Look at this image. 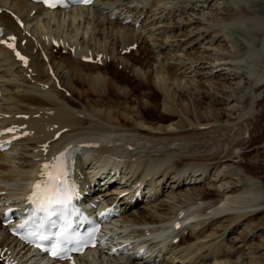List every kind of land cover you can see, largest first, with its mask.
Here are the masks:
<instances>
[{"label": "bare ground", "instance_id": "obj_1", "mask_svg": "<svg viewBox=\"0 0 264 264\" xmlns=\"http://www.w3.org/2000/svg\"><path fill=\"white\" fill-rule=\"evenodd\" d=\"M7 1L8 0H0V7H6L8 3ZM98 1L99 0H96L95 4L91 7L77 6L75 8L68 9V10L76 9V12L72 11L71 15H69V12L67 13L65 12V15L66 14L68 15L67 22L69 21V24L71 26L74 24H78L81 26L83 24L88 25L90 23L87 22L88 21L87 13L89 12L88 10L94 7L95 5H97ZM212 1L218 2L217 0H203V3H207L209 6V4ZM234 1L237 4L236 5L237 9H234L235 10L233 14L234 16H231L232 18L228 24V27H236L239 25H244L242 31L246 34L248 41H247V49L242 54L241 61L244 62L250 68L249 72L252 74V76L253 75L255 76L257 87H262L264 89V73L262 72L259 73L260 69L261 70L264 69V16L262 14L260 15V12L256 9L257 6L256 4L259 3L263 4L264 0H234ZM130 2H132V0L131 1L128 0L127 3ZM147 3L146 5L148 6ZM157 3L158 1L156 0V4ZM8 9L11 12L19 14L18 15L19 21L23 22L24 25L27 24V26H29V23H31L33 19L35 20V18L37 17L36 14H38L39 16L40 13L53 14V15L54 13H60V11H48L41 5L32 3L29 0H17L13 2L10 6H8ZM96 11H98L99 15L101 16L103 15L102 9L98 8L96 9ZM31 12H34L36 17L33 18L30 17L31 18L30 19L29 16ZM24 13H26L27 18L26 17L21 18L22 16L21 14ZM61 20L63 22L66 21V17L61 18ZM36 24H38L37 26H39L40 22H37ZM0 27L2 28V33H3L1 37L3 43L0 46V67H3L1 71L3 72L2 75L8 73L9 71H13L15 67L16 69L19 68V71H22L23 74L29 76V78L26 80L28 81V83L32 84V82L33 83L35 82L38 85V87L36 88L32 87L31 90H34V92L39 93L41 95V99H37V96L39 94H35L34 92L32 93L31 96H26L25 94L21 95L18 97V99L16 98L17 100L14 97H9L8 98L9 100H13L11 104L12 106L10 105L9 107H7V109H5L4 107H3L4 109L0 108V146L2 147L4 145H9V147L7 148L8 150L5 154H10L7 155V157L10 158L11 153L13 154L14 152H16L18 145L23 144V146L22 145L21 146L24 147L25 150L23 151L24 153L21 156L26 154L32 156V157L30 156L28 159H25L22 162V165H19L22 166V168H25L26 169L25 171L23 170L15 171L14 169L6 168L4 166L6 156H4V159L0 163V172L2 170H5L6 173L5 176L1 174L2 176L0 178L1 179L0 180L1 183L0 186L1 253L0 255L2 254V252H4L5 249L7 251L10 250L11 247H8L10 243L12 242L15 243V245H13L14 246L13 251L10 254L9 253L4 254V256L6 255L5 261H7L8 263L24 264L21 263V260L17 261V259H20L17 257H20L22 255L21 254L20 256H18L20 253H22L21 251L23 252L25 251L24 252L25 258L29 257L30 260L29 264L51 263L49 260L41 261L38 258H32L31 252L26 253V249L25 247H23L24 245L22 244V242L18 241L17 239L9 235V230L11 228V225H9L6 228L3 227V223L4 221H6L4 215L6 211L9 210L10 208L18 207L19 203L23 199V196L25 195L28 184L31 183L29 182V180H33L39 177V169L41 166V162L43 160L49 159L50 157L59 158L65 150H68L71 147L82 146V144L85 143L92 145V148L82 147L83 149L82 151L85 157L90 155L91 161L89 162V160L87 159L85 161H80L79 163L77 162L74 167L75 178L80 185V189L81 190L84 189L83 185L91 177L98 176V174H100L102 171H104L106 174L108 172H111L110 166H113L115 167L113 169V172L115 171V173L114 174L113 172L111 173L113 175L110 177L107 183L110 184V182H112L115 178L116 180L117 179L121 180L122 183L121 182L120 183L123 184V186H121L122 188L121 187L120 188L123 190L125 189L124 191L127 192L126 195L128 196V202L125 204L126 206H131L133 205L132 203L137 202L139 197L138 192L141 190L142 186L143 188L147 187L145 188L147 191L145 192L144 189V193L145 194L150 193V197L152 198V196L154 195L157 196V189H160L159 186L161 181L165 180L166 178L173 180L172 183H175V185L177 184V187H179L181 181H184L187 178L190 179L194 177L198 178V176L206 175L208 172H211L213 170L214 173H217L215 179L219 177V181L220 179L227 180L230 176L227 177L229 170L227 171L226 169L227 167L229 168L231 167L229 161H232L231 160L232 157L240 158L243 160L244 157H250L254 155V153H256L258 160L259 159L261 160V158H263L264 156V146L263 147L256 146L262 143V141H264V133H260L259 131L256 132V130L251 126L249 127V129H247L248 131H246L248 132V137H249L248 140L246 139L234 140L232 143H230L231 147L227 151L224 148L217 146L219 143H221L222 145L228 143L227 140L221 141L219 136L217 137L214 136L211 139H207V140H206L207 136H205L203 141H198V139L195 138L198 134L204 135V134L220 131L221 128L218 127V124L221 122V120L219 118L215 120H203V116L206 114L207 110H211L212 112H215L216 110H220L215 107V103L216 102L218 103L219 101L218 99L217 100L214 99L215 96L210 93L209 88H206L205 86L200 84L198 90H194V94L189 92L190 100L184 101V99H182L183 96H186V92L181 91V89L186 86V83L184 82L185 75L178 74L177 70L185 69L186 71L187 69L192 68L196 62H198V59L191 58L189 56L187 59L189 60V62L187 61L181 62V60L183 59L182 56L184 55L186 57L187 52L189 50L188 48H190L187 45L188 43L179 44V40H178L177 45H179L180 50L177 51L178 52L183 51V53L181 56L171 57L172 60L180 61L179 67H177L175 71L171 69L169 66H165L164 64H161L160 67H157V69L155 70L156 75H153V73H149V72L145 74H141L139 71L135 70L136 65L141 63L139 59L136 58L132 60L130 59L131 64H124L123 61L119 59H116V61H111V63L112 62L117 63V67H124V69L118 71L117 73L120 75H124V77L130 81V83H126L121 86V85H117V81L115 80H112V82L110 80L107 81L106 77L111 78L110 77L111 74L105 75L102 73V70L108 68L107 65L102 69L95 65H91L82 61L83 55L92 57L97 61L100 60L98 57L100 56V54H102V58H104V61L102 63L103 66L105 64V59H107L108 56L103 55L102 52L103 49L100 46L95 47L90 44H86L85 42H81V41L78 42L77 40H72V39L68 41L66 40V38L62 39V37H65L64 35L55 34L54 32L50 31L49 27L47 29L41 28L37 33L36 41L40 42L43 45V49L45 51H50L48 49L53 48L52 40L56 39L58 40V42H60L59 48L62 49L63 52L64 51L67 52L70 57V58H63L62 64L59 65L60 64L59 62L58 64L59 66L51 62L50 63L51 66L49 67L48 70H46L43 69L44 64L38 60L39 51L40 54L43 53L42 55L44 54L49 55L48 61L54 59L53 53H46V52L44 53V51L42 52L40 49L37 50L36 47L33 46L32 44L26 47H22L21 44L22 40L25 39L31 40V39L28 38V36H26V34L24 33L25 32L24 29L23 30L20 29L21 25L17 23V21H15L14 18H12L7 12L1 13V9H0ZM226 29L228 28L226 27ZM118 31L123 35V42H122L123 48L135 42L132 34H130L129 32H122V30H118ZM213 33L218 34L220 33V31L219 29L218 30L215 29ZM12 35L17 37L18 48L22 51V53L25 56L29 58L27 64L23 61L18 60L17 57L13 54V51H11L9 45L13 42V40L11 39ZM42 36L43 39L41 38ZM200 38L196 36V39H200ZM63 40H66L67 44L64 43L65 41L62 43ZM136 42H138V39L136 40ZM189 43H192V41H190ZM261 43L262 45L259 47ZM126 48L124 50H126ZM72 49H74V54L72 53L73 56L69 54V52L72 51ZM125 53L129 57L132 55V52L129 51V48L128 51H126ZM225 58L222 59L216 57V60L226 61L227 58L226 59ZM200 59L203 58L201 57ZM224 65L227 66V63H224ZM224 65L221 64V66ZM62 66L67 68L68 70L67 74L63 72V74L61 75ZM86 67L87 70H84L86 69ZM30 69L32 70L31 72H29ZM32 72H35V74L32 75L33 74ZM209 74L211 75L212 73ZM236 75H238V73H236ZM144 80L149 82L151 85L145 83ZM207 81L210 82L209 80ZM39 83H43L44 86L46 85L45 87L47 86L51 87L52 90H54V88L59 89L60 92L57 91L58 97H60L62 100L67 102L68 105L72 107L73 105L70 103V99L72 97L73 99L75 98V96H73V92L76 96H79L82 106H85V102L93 101L90 97L95 96L97 92L100 95L106 94L105 96H103L102 100H94L95 104L91 105L95 110H100V106L109 107V112L105 117L96 115L97 118L99 117L105 122L109 124H115L117 126H121V125L129 126L132 123L139 120L140 123L144 125V127H136L135 131L141 138L138 139L137 134H135L136 135L135 138L133 136H120L121 138L116 139L119 141L120 144L117 145L116 141H114L115 143L113 142V144L111 145L105 142L110 139L109 138L111 136L110 133H114V132L109 128L106 127L100 128L99 126L97 133H94L95 135H92L90 132V133H83L74 136L71 134L72 136H69L67 135V133L62 132L61 136L56 139L55 134L62 131L63 129H64L63 131L65 132L68 131L70 134L71 131L82 130L81 129L82 126H85L87 124L91 125L96 122L94 119L92 120L89 118H85V119L81 118L80 115L70 112L68 108L58 107L59 103L54 102L55 98L48 95L49 92L52 91L51 88L49 89L50 91H47L48 89L46 90L40 88ZM173 85L177 89V90L175 89L176 93L171 90V87ZM74 86L76 87L85 86L86 90L83 91L80 89V91L78 92L74 90ZM129 87H131V89L128 92H126L125 88L129 89ZM148 87L149 89H147ZM15 89L12 87L7 90L9 92V91H14ZM175 95H177V98L175 97ZM221 95L225 99H229L233 97L232 92L229 90L222 91ZM131 96H135V104L132 107L127 108L125 103L121 101V98L122 100H125L126 97H131ZM161 96L165 97L164 99H162L164 101L165 111L162 112L158 111V106H157ZM144 100H146V102H144ZM206 101L207 103H205ZM174 105L180 107L181 109L180 110L181 112L179 113L180 117L181 114L187 117V121H185V119L179 121L180 131L177 132L172 131L174 129V126L171 127L174 124L172 122L175 121L176 115H178V112L177 113L170 112V109H172ZM258 107H261V112L259 115H257L255 122L257 121V119L262 120V122H264V98L262 99V101L258 103ZM203 109L205 111L203 113L202 112L199 113L198 110L201 111ZM192 110L195 111V115L192 114ZM135 113H137L138 116H135ZM15 115H20V118L15 119L14 121L7 119V118L9 119L17 118V116ZM21 116H27V117L22 118ZM148 121H154V122L149 123ZM252 122L254 121H251L250 124H252ZM133 126L136 125L134 124ZM191 127L195 128L193 130L195 132L189 131ZM152 130H155L156 132H153ZM29 134L32 135V138L28 137ZM144 139H153L155 140V142L159 141L158 144H161L162 146L163 145L165 146L164 143H161L163 141L167 142L166 143L167 146L170 143L177 140H185V141L191 140V142H193L194 144L188 147V151H182L185 148L181 145L184 144H178L176 148L174 149L170 148L165 150L164 152L162 150H158L157 151L158 154L156 155L152 154V152L147 150H145L144 152H139V153L137 152L132 155L127 152L126 149L127 148L129 149V145L131 142L134 141L136 144H138V142ZM100 141H102V143H100ZM237 148L242 150V152L238 156H234L233 150ZM155 151H153V153ZM16 153H20V152H16ZM12 157L16 158L15 156ZM33 157H35V162L32 163H36L38 165V169L31 166L29 163L31 162V159ZM146 158H148L147 162L144 161ZM27 161L28 164L24 165L25 162ZM11 163L12 162H10L9 164ZM189 163H197L199 164V166H196L197 167L196 169L193 168V170L189 172V175L186 178H184L183 175L187 172L186 171L188 169L187 165ZM89 164L91 165V169H92L90 171L87 169ZM236 167L241 168V170L245 174L250 175L251 178H257L260 180V182H264V174L262 175L259 174V171L262 172L264 170V166H261L258 163L254 164L251 162H245L244 164L238 163ZM224 168L226 169L224 170ZM118 170L120 171L119 177H116L117 176L116 173L118 172ZM17 179L24 180V182L20 180L17 183L9 182V181L16 182ZM242 180L243 179L241 178V181H239V183L242 182ZM246 182H248V180H246ZM248 184L251 185V187H249L247 192L245 191L247 194L246 196L247 198L245 197L246 200L244 199V201H246L247 206L248 204L250 206V204L252 205L258 203L259 200L262 197H264V187H262L261 185L259 186L255 182ZM132 185L134 186V188H130ZM11 187H13L14 189ZM219 189H221L223 195L221 196L219 195L218 197H216L218 199L214 201V204L217 203L219 204L224 199H227V197L230 194H235L240 191V189H238V185L236 184V182L232 180L225 182V184H221L220 187H215V189H213V192L214 193H216L217 191L219 192ZM106 192L107 191H103L104 194H102V192H99L98 194H96V196H101V197L105 196L103 198L105 199L106 197L110 196ZM213 192H210L209 190H202L200 192H197L196 197L200 198V201H205L209 199L210 196L213 195ZM83 193L84 192H82V194ZM111 196L112 197H109L110 199H105V202L97 203L96 205L104 206V204L111 205L115 203V208L113 211L119 212V207H120L119 201H117L116 198L113 197V195ZM168 199L170 200L172 198H168ZM183 202L179 201L178 204L180 203V206L175 205L173 207L172 213H169L167 215V218H163L162 216L158 215L159 214L157 212L158 210H155L154 208L152 209H154L156 213H154V211L152 212L148 211L146 213L147 215L144 214L145 212L142 209L143 212H138V214L142 216L139 219L136 218L135 213L131 212L130 218H132L134 224L138 226L140 224H143L147 228H138L137 232H139L140 234L134 236L132 234L134 233L133 230L129 231V233L126 231H120V233L124 232L122 236H119L118 234L120 233L114 232V230L112 231L110 230L108 232L115 234L113 236H110L108 238L109 240L112 241L113 239L120 238L122 242H129V243L122 244L121 242L117 241L118 246L115 245V247H111L110 245L108 247H104L102 250L99 251L93 250L88 255H83L82 257H76L70 262H64L58 264H153V261L151 263L152 260L151 258L154 252H151L152 251L151 249L147 251L148 253L146 256L147 258L145 257V259H142L136 252L139 246L147 245L148 241L155 239L152 237L149 239L147 237H146L147 239L144 238V236L146 235L149 236L150 234H157L158 235L157 237L158 238L161 237V239L162 237H167L169 238V240L171 239L170 243L163 244L167 239V238L166 239L163 238L164 239L162 240L163 243L160 240V242H157V244H155L154 246L155 248L158 245L163 244V246L157 248L159 250L158 252L162 253V251L169 250L168 253H171V256L169 257L171 258L173 256L170 260L179 259L178 262H182V264H201L200 262L203 260L204 253L200 255H194L193 253L195 252V250H197V248H199L200 250V247L202 248L208 247L206 243H201L196 247V249L193 250L187 249L186 253L184 254L182 253L183 249L180 250V252L176 251V249H178V247L180 248L181 245L184 244L186 245V243H189L190 241L193 240L196 241L199 240V238L203 237L202 236L203 234H199L200 233L199 231L196 233V235H193L192 233H187V234L183 233V230L185 229L184 225L188 221L187 220L188 215L186 214L187 212L184 209L190 206V204L189 206L186 205L182 206L184 204ZM195 202L198 203V199H196ZM187 210L189 211V209ZM257 210L252 209V211L250 212L247 211L246 213L244 212V214L243 213L242 214L240 213L239 215L237 214L238 216L236 218L238 220V218L240 219V217H244V216L247 217L254 215L258 212ZM15 213L16 211L14 212V214ZM214 219L213 221L215 223L216 221ZM230 220L231 221L229 220L228 221L232 222L233 219L230 218ZM159 224H162V226H158L157 228H155V225H159ZM177 224H180L179 230H176ZM201 224H205V221L202 222ZM113 226H115V224H113ZM205 227L206 225L202 229H204ZM119 229L121 228H118L117 230L119 231ZM225 229H227V227H225L224 230ZM248 235H249L248 232L247 233L241 232L240 237L244 239L243 242H245L246 240L245 236ZM138 236L140 237L143 236V237L140 239V237ZM176 236H178V238ZM136 237L139 239H134ZM207 237L208 236H204L203 238H207ZM175 239H177V243L176 241H174ZM130 244L132 246L131 249L134 250L128 252L127 254H124L127 250V247H129ZM247 245L248 248L246 250H249L248 255H245L246 250H244V245L243 246L240 245L238 247L239 249H237L236 254H232V252L226 251L222 255L220 254L221 249H219V247L216 246V248L210 252L213 254V259H214L213 263L214 264H222V263L223 264H264L262 259L259 257L260 255L258 254V248H261L262 246L256 243L253 244L249 243ZM93 253L97 254V259L96 256L94 255L93 259L91 258L92 260L90 259L87 260L90 255H93ZM198 259L200 260L198 261ZM15 260L17 261L16 263H14Z\"/></svg>", "mask_w": 264, "mask_h": 264}, {"label": "rangeland", "instance_id": "obj_2", "mask_svg": "<svg viewBox=\"0 0 264 264\" xmlns=\"http://www.w3.org/2000/svg\"><path fill=\"white\" fill-rule=\"evenodd\" d=\"M15 1L17 0H8L6 7H0V9H1V13L7 12L12 18H14L15 21H18L19 14L13 13L8 9V6H10ZM137 1L132 0V2L127 3L128 0H121V1L120 0H99L97 2V5L90 8L88 10L89 12L87 11L89 13V14L87 13V16H88L87 22H90V23L88 25L83 24L82 26L78 24H74L72 25L73 27L69 24V21L67 22L68 15L67 14L65 15V12L66 13L69 12V15H71L72 11L76 12V9L75 10L67 9V10L62 11V13L60 11L61 16H60V13H54V15L40 13L39 16L38 14H36L37 16L36 17L34 12H31L29 18L36 17L38 19L36 18L35 20L33 19L31 23H29V26H27V24H25L24 26H21L20 29L22 30L24 29L25 30L24 33L26 34V36H28V38L31 39V40H27V39L22 40L21 41L22 47H26L32 44L33 46L36 47L37 50L40 49L42 52L44 51V53L45 52L53 53L54 59L51 61H48L49 55H45V54L42 55L43 53L40 54V51H39L38 60L44 64L43 69L48 70L49 67L51 66L50 65L51 62L59 66L62 64L63 58H70V57L67 52L65 51L63 52L62 49L54 45H52L53 47L51 48L52 50L49 48L48 50L50 51H45L43 49V45L40 42L36 41L37 33L41 28L47 29L49 27L50 31L54 32L55 34L64 35L65 37H62V39L66 38V40L68 41L72 39V40H77L78 42L79 41L85 42L86 44H90L95 47L100 46L103 49L102 50L103 55L108 56V58L105 59V64L102 66V63L104 61V58H102V54H100V56L98 57L100 60H97V61L95 60L94 63L88 62V64L95 65L102 69L103 67L107 65L108 68L102 70V73L105 75L111 74L110 75L111 78L106 77L107 81L110 80L112 82V80H115L117 81V85L122 86L123 84L130 83V81L126 79L124 75H120L117 73L118 71L124 69V67H117V63H114V62L111 63V61H116V59H119V60H122L124 64H131L132 59L134 58L139 59L141 63L136 65L135 70L139 71L141 74H145L149 72V73H153V75H156L155 70L157 69V67H160L161 64H164L165 66H169L171 69L175 71L177 67H179L180 61L172 60L171 57L181 56L183 53V51L181 52L177 51V50H180L179 45H177L178 40H179V44L188 43L187 45L190 48H188L189 50L187 52V56L186 57L184 55L182 56L183 59L181 60V62L182 61L189 62V60H187L188 56L191 58L198 59V62H196L192 68L187 69L186 71L185 69L177 70L178 74L185 75L184 82L186 83V86L182 88L181 91L186 92V96H183L182 99H184V101L190 100L189 92L194 94V90H198V87L200 86V84L205 86L206 88H209L210 93L215 96L214 99L216 100L218 99L219 102L215 103V107L220 110H216L215 112H212L211 110H207L206 114L203 116V120H215L217 118L221 120V122L219 123L220 125L218 124V127L221 128L220 131L214 132V133H208L204 135L198 134L195 138L198 139V141H203L205 136H207L206 140L211 139L214 136L215 137L219 136L221 141L227 140L228 143H225L224 145H222L221 143H219L218 145L217 144H214V145H217L218 147H222L227 151L231 147L230 143H232L234 140H238V139L248 140L249 138L248 132L246 131H248L247 129H249L250 126L253 127L256 130V132L259 131L260 133H264V122L258 119L255 122L257 115H259L261 112V107H258V103L262 101V99L264 98V89L262 87H257L255 76L254 75L252 76V74L249 72L250 68L244 62L241 61L242 59L241 56L247 49V41H248L246 34L242 31L243 30L242 28H244V25H239L236 27H228V24L232 18L231 16H234L233 15L235 12L234 9H237V6H236L237 4L235 3V1L234 0H222V1L217 0L218 2L215 1L216 3L212 1L209 4V6L207 3H203V0H157L158 1L157 4H156V0H137ZM146 3L148 4V6L146 5ZM256 5H257L256 9L260 12V15L262 14L264 16V3L263 4L259 3ZM98 8L102 9V12H103L102 16L98 14V11H96V9ZM21 15H22L21 18H25V17L27 18L26 13L21 14ZM63 17H66V21L64 22L61 20V18ZM37 22H40L39 26H37L38 25L36 24ZM226 27L228 29H226ZM215 29L216 30L219 29L220 33L214 34L213 31ZM118 30H122V32H129L130 34H132L135 42L123 48L122 47L123 35ZM196 36L198 38L200 37L201 38L196 39ZM41 38L43 39V36ZM137 39H138V42H136ZM66 40H63L62 42L65 41L64 43L67 44ZM190 41H192V43H189ZM261 45L262 43L259 45V47ZM125 48L126 50H124ZM128 48H129V51L132 52V55L130 57L126 55L125 53L126 51H128ZM189 52H190V55H189ZM72 53L74 54V51L69 52L71 56H73ZM201 57L203 59H200ZM216 57L222 58V59L226 57L227 59L225 58L226 61L225 60L218 61L216 60ZM224 63H227V66H225ZM221 64L224 66H221ZM2 68L3 67H0V89H1L0 108L7 109V107H9L13 102V100L8 99L9 97H14L15 99L16 98L18 99L19 96L24 95V94L26 96H31L32 93L34 92V90H31L32 87L36 88L38 87V85L35 82L34 83L32 82V84L28 83V81L26 80L29 78V76L23 74L22 71H19V68L16 69L15 67L13 71H9L8 73L4 75H2L3 72H1ZM84 70H87V67ZM31 71L32 70L30 69L29 72ZM61 71H62L61 75L63 74V72L66 74L68 73L67 68H65L64 66H62ZM85 72H88V71H85ZM260 72L264 73V69L263 70L260 69L259 73ZM32 73H33L32 75L35 74V72H32ZM209 73H212L211 74L212 76ZM236 73H238V75H236ZM52 77H53V74H52ZM207 80H209L210 82H208ZM144 82L151 85L149 82L145 80ZM45 86L43 83H39L40 88H43L46 90L48 89L47 91H50L49 89L51 87H48V86L45 87ZM12 87L14 89L15 88L17 89H15L14 91L8 92L7 89L12 88ZM131 87H132V84H131ZM131 87H129V89L125 88L126 92H128L131 89ZM80 89L83 91L86 90L85 86L83 87L74 86L75 91L79 92ZM147 89H149V87ZM175 89L176 87L173 85L171 87V90L176 93L177 89L176 90ZM227 90L232 92V96H233L232 98L225 99L221 95L222 91H227ZM57 91L60 92L59 89L54 88V90L50 91L48 95L55 98L54 102L59 103L58 107L68 108L70 112L80 115L81 118H84V119L89 118L92 120L94 119L95 122L97 123V124L94 123L91 125L87 124L85 126H82L81 127L82 130L71 131L70 134L68 131L64 132V133H67V135L69 136H72V135L74 136L78 134L80 135L83 133H90V132L92 135H95L94 133H97L99 126L100 128L106 127V128L111 129L114 133H110L111 135L109 137L110 139L107 140L105 143H109L112 145L113 142L116 141V144L119 145L120 143L116 139L121 138L120 136H133L135 138L136 137L135 134H137L135 131L136 127H144V125L140 123L139 120L136 121L137 123L134 122L129 126H124V125L117 126L115 124H109L105 122L104 120L100 119L99 117L97 118L96 115L105 117L109 112V107L100 106V110H95L91 105L95 104L94 100H102L103 96H105L106 94L100 95L97 92L95 96L90 97L93 101L85 102V106H82L79 96H76L73 92V96H75V98L73 99L72 97L70 99V103L73 105L72 107L68 105L67 102H65L60 97H58ZM34 93L39 94L36 92ZM175 97L177 98V95H175ZM164 98L165 97L161 96L160 100L158 101L157 106H158V111L160 112L165 111L164 101L162 100ZM37 99H41L40 94L37 96ZM121 101L125 103L127 108L132 107L135 104V96L126 97L125 100H122L121 98ZM144 102H146V100H144ZM205 103H207V101ZM174 106L172 107V109H170V112H173V113L178 112V115H176L175 121L172 122L174 124L171 127L174 126L175 130L173 129L172 131L177 132V131H180L179 121H181L182 119H185V121H187V117L181 114V117H182L181 118L179 116V113L181 112L180 107L178 106L174 107ZM198 111L199 113L200 112L203 113L205 110L203 109L201 111L200 110ZM192 114L195 115V111L192 110ZM15 116H17V118H10V119L7 118V119L14 121L15 119L20 118V115H15ZM135 116H138V114L135 113ZM21 117L26 118L27 116H21ZM251 121H254V122L250 124ZM148 122L151 123L154 121H148ZM134 124L136 126H133ZM194 129H195L194 127H191L189 131L195 132L193 131ZM152 131L156 132L155 130H152ZM28 137L32 138V135L29 134ZM139 138L141 137L138 135V139ZM158 142L159 141L155 142V140L153 139H144L138 142V144H136L133 141L130 143L129 149L127 148L126 150L131 155L137 152L138 153L144 152L145 150L150 151L152 152V154L156 155L158 154L157 152L158 150H162L164 152L165 150L170 149V148L174 149L176 148V146H178V144H184V145H181L185 148L182 151H188V147L194 144L193 142H191V140H187V141L177 140V141L170 143L167 146H166V143H167L166 141L161 142V143H164L165 146L158 144ZM100 143H102V141H100ZM21 145L23 146V144ZM21 145H18L17 150H16V152H20V153L14 152L12 154L10 152L11 153V157L9 156L10 158L7 157V155H10V154H5L8 149L0 150V163L4 159V156H6L8 158L7 159L5 157L6 160L4 162V166L6 168L14 169L15 171H19V170L25 171L26 169L22 168V166H19V165H22V162L25 159H28L31 155L26 154L27 156L26 155L21 156L24 153L23 151L25 150L24 147H22ZM256 146L263 147L264 141H262V143ZM153 151L155 152L153 153ZM233 152H234V156H238L242 152V150L237 148V149H234ZM12 156H15L16 158H13ZM90 158H91L90 155L85 157V155L83 154L82 161H85L88 159L90 162L91 161ZM231 160L232 161H229V164L231 165V167L230 168L227 167V169L224 168V170L225 169L227 171L229 170L227 177L229 176L230 177L227 180L220 179L219 181V177L215 179V176L217 175V173H214L213 170L211 172H208L206 175H200L198 176V178L196 177L197 179L195 177H194L195 179L187 178L186 180L181 181L179 187H177V184L175 185V183H172L173 180L166 178L165 180L161 181L160 186H159L160 189H157V196L154 195L151 198L150 193L145 194L143 190V193L140 195L139 200L136 203H132L133 205L131 206H126L125 204L128 202V196L126 195L127 192L124 191L125 189L124 190L121 189L122 188L121 186H123V184H121L122 183L121 180L117 179L115 180V182L109 184L106 187L100 184L99 188L92 193V198L95 199L96 203H102V202H105V199H110L109 197H112L111 195H113V197H115L116 200L119 201V205L121 208L120 209L121 214L117 217V220L119 221L115 223V226L112 225L111 230H114V232H118V233H120V231H126L129 233V231L133 230L134 232L132 233L133 236L140 234L139 232H137L138 228H147V227L144 226L143 224H140L139 226L134 224L132 218H130L131 212L135 213L136 218L139 219L142 216H140L138 212L144 211L145 212L144 214L147 215L146 213L148 211L150 212L154 211V213H156L155 210H158L157 211L159 213L158 215L162 216L163 218H167V215L169 213H172L173 207L175 205L180 206V203L178 204V202L184 201L183 202L184 204L182 206L184 205L189 206V204L190 206L184 209L187 212L186 214L188 215V219H187L188 221L184 225L185 229L183 230V233L184 234L192 233L193 235H196V233L199 231L200 232L199 234H203L202 235L203 237L204 236H208V237L207 238L201 237L199 238V240H196V241L193 240V241H190L189 243H186V245L185 244L181 245L180 246L181 249L179 247L178 249H176L177 252L178 251L180 252V250L183 249L182 253L184 254L186 253L187 249L193 250V249H196V247L200 245L201 243H206L208 247L210 248L200 247V250L199 248H197V250H195L193 254L200 255L204 253L203 260L200 263L201 264L202 263L214 264L213 254L210 252L213 251L216 248V246H218L219 249H221V253H220L221 255L224 254L226 251L232 252V254H236L237 249H239L238 247L240 245L241 246L244 245V250H246L248 248L247 244L256 243L262 246L261 248H258V254L260 255L258 256L262 259L264 263V197H262L258 203L252 204V205L250 204V206L249 204L247 206L246 201H244V199L246 200L247 198L246 192L248 191L249 187H251V185H249L248 183L255 182L259 186L261 185L262 187H264V182H260V180L257 178H251V176L248 174H245L241 170V168L236 167L238 163L244 164L245 162H251L254 164L258 163L261 166H264V156L263 158H261V160L260 159L258 160L256 153H254V155L250 157H244L243 160L240 158H233V157L231 158ZM144 161L147 162L148 158H146ZM10 162L12 163L9 164ZM32 162H35V157H33L31 159V162L29 163L34 168L38 169V165ZM26 164H28V161L25 162L24 165ZM196 166H199V164L189 163L187 165L188 167V169L186 170L187 172L183 175L184 178H186L189 175V172H191L193 168L196 169L197 168ZM87 169L89 171L92 170L90 164ZM1 174L5 176L6 174L5 170H2L0 172V178L2 176ZM259 174L260 175L264 174V170L262 172L259 171ZM241 178L243 180L242 182L239 183V181H241ZM19 180L24 182V180H21V179H17L16 182L15 181L14 182L9 181V182L17 183L19 182ZM229 180L235 181L240 191L235 194H230L227 197V199H224L219 204L218 203L214 204V201L218 199L216 197H218L219 195L220 196L223 195V193L221 189H219V192L217 191L216 193H214L213 189H215V187H220L221 184H225V182ZM246 180H248V182H246ZM97 181L101 183L103 181V177H100ZM0 186H1V183H0ZM130 188H134V186L132 185ZM104 190H106L107 191L106 193H108L110 196L106 197L105 199H103L105 196H102V197L96 196V194ZM202 190H209L210 192H213V195L210 196L209 199L205 201H200V198H197L196 194L197 192H200ZM146 191L147 190L145 189V192ZM119 192H122V193H119ZM102 194L104 193L102 192ZM155 197H158V198H155ZM168 198H172V199L169 200ZM196 199H198V203L195 202ZM152 208H154L155 210ZM187 209H189V211ZM252 209H256V210L258 209L257 210L258 212L251 216L240 217V219L238 218L237 220L236 217L240 213L244 214V212L245 213L247 211L250 212L252 211ZM230 218L233 219L232 222H229L231 221ZM213 219L216 221L215 223ZM204 221H205V224H201ZM205 225L206 227L202 229ZM158 226H162V224L155 225V228H157ZM225 227H227V229H225L226 231L224 230ZM118 228H121V229H119L118 231L117 230ZM232 229L234 232L232 231ZM241 232L242 233L248 232L249 234L248 236H245L246 237L245 242H243L244 239L240 237ZM119 235H122V234H119ZM157 236H158L157 234H150L149 236L148 235L144 236V238L147 237L148 239L151 237L155 238L147 242V246L149 245V249L155 252L152 257L153 264L154 263L155 264H182V262H178L179 259L170 260L173 256L171 258L169 257L171 256V253H168L169 250L162 251V253L158 252L159 250L157 248H159L160 246H163V244L170 243L171 239L169 240V238L167 237H162L161 239V237L158 238ZM142 237L143 236H141L140 239ZM176 237L178 238V236ZM163 238L165 239L167 238L164 243L162 242V240H164ZM134 239H139V238L136 237ZM160 240L163 244L160 243L161 245H158L157 247L154 248L155 244H157V242H160ZM13 243L14 242L10 244L13 246L15 245V243L14 244ZM9 245L8 247L12 248V249L10 248L11 251L10 250L7 251L5 249L2 255L5 253L10 254L13 251L14 246L12 247L11 245L10 246ZM154 249L155 250L157 249V250L155 251ZM21 252L22 253H20L18 256H20L21 254L22 255L20 257H17L20 259L16 258L17 261L21 260V263L29 264V261H30L29 257L27 258L24 257L25 251L24 252L21 251ZM245 253H246L245 255H248L249 250H246ZM94 255L96 256V259H97V254L93 253V255L89 256L88 260L89 259L92 260ZM199 260L200 259H198V261ZM17 261L15 260L14 263ZM0 264H5L1 256H0Z\"/></svg>", "mask_w": 264, "mask_h": 264}, {"label": "snow or ice", "instance_id": "obj_3", "mask_svg": "<svg viewBox=\"0 0 264 264\" xmlns=\"http://www.w3.org/2000/svg\"><path fill=\"white\" fill-rule=\"evenodd\" d=\"M54 6V5H53ZM11 39H14V37L13 38H11ZM0 42H3L2 40H0ZM12 45H9V47H11ZM45 167H47V165L45 166ZM39 187V186H38ZM35 195V194H34ZM64 195V193H62V192H60V191H56V190H54V191H52V192H46L45 194H44V198L46 199V200H48V202H50V203H55V202H59V198L61 197V196H63Z\"/></svg>", "mask_w": 264, "mask_h": 264}]
</instances>
